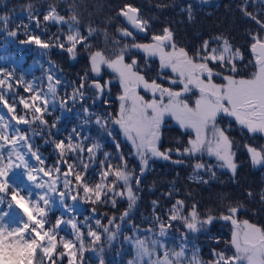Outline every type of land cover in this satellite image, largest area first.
Here are the masks:
<instances>
[{"label":"snow or ice","instance_id":"snow-or-ice-1","mask_svg":"<svg viewBox=\"0 0 264 264\" xmlns=\"http://www.w3.org/2000/svg\"><path fill=\"white\" fill-rule=\"evenodd\" d=\"M210 3L172 0L171 5L156 7H179L192 22L199 8ZM77 7L74 0H53L41 8L26 0L21 5L25 15L14 27L9 12L0 14V33L10 41L35 45L43 50L41 56L56 49L70 60H87V71L78 81L66 80L50 58L47 68L40 64L43 75L32 80L23 73L17 76L15 68H0V264H84L86 251L95 254L96 264H106L105 249L118 238L134 251L128 264H264V225L240 219L257 200L264 211V189L219 193L216 207L205 210L191 190L181 197L173 185L164 194L170 206L161 211L158 200L151 202L147 228L136 225L133 216L141 179L152 160L190 163L188 180L198 185L216 180L217 169L227 170L238 183L241 147L253 168H264V143L255 142L264 137V0L234 4L249 40L252 58L246 63L243 50L223 33L190 47L178 42L170 24L153 31L154 18L132 3L88 23ZM38 29L46 38L35 34ZM21 35L24 38L18 39ZM98 39L103 47L95 43ZM155 62L156 75L149 77L146 69ZM249 66L251 71L241 75ZM113 83L120 89L118 109L95 111L111 104ZM77 105L81 126L58 138L59 117H46ZM168 118L188 137L182 148L161 150ZM92 124L96 138L83 131ZM233 126L251 142L237 143L230 135ZM118 135L131 146L127 155ZM105 138L115 145V154L103 150ZM45 147L52 149V164ZM173 154L178 159H172ZM129 157L138 164L130 165ZM68 200L113 209L126 201V207L119 216L93 207L91 216L78 220ZM57 204L63 211L53 221L50 213ZM217 221L231 226V236L224 248L213 247L211 259L204 261L195 242Z\"/></svg>","mask_w":264,"mask_h":264},{"label":"trees","instance_id":"trees-1","mask_svg":"<svg viewBox=\"0 0 264 264\" xmlns=\"http://www.w3.org/2000/svg\"><path fill=\"white\" fill-rule=\"evenodd\" d=\"M26 0H0V14H4L6 11L9 12L14 17V22L18 23L20 19L25 15L24 10L21 8ZM37 8H41L48 3H52L53 0H33ZM132 3L135 6L141 8L143 15L146 17H153L154 28L153 31H159L161 26L171 25L173 30L177 34L178 42L190 47L197 46L204 37V34L209 33L208 31L201 33L202 30H209V27H214L213 32L216 34L223 33L225 36L229 37L230 31H237L235 19L232 16L224 14L220 17L217 14V21L214 25L211 24L214 19H205L199 16L201 13V8L196 12L195 19L192 22L187 20L186 14L182 13L179 7H167V8H157V4H172V0H74L75 5H77V11L81 15L84 23H88L89 19L99 22L109 15H114V10L117 6L123 3ZM187 0H176L177 4L186 3ZM68 3H73V0H68ZM14 9V11H12ZM63 12L64 9L62 8ZM222 12H232L231 6H224ZM42 19V17H41ZM25 23L28 21L25 19ZM207 24V25H206ZM233 24V25H232ZM55 31V28H52ZM110 31L114 33V27L110 28ZM37 35H41L42 38H46L45 34L39 29L36 31ZM21 35L18 39H23ZM150 38V37H149ZM200 39V40H199ZM142 42H147L146 39ZM95 43L98 46L103 47L102 39H98ZM43 50L38 49L35 45H25L22 46L18 42L10 41L6 38L4 33H0V68H7L12 70L15 68L17 76L21 73L24 74L25 79L32 80L39 78L43 75V70L40 64H43L45 68L48 67L49 58L58 65L59 69L62 70V76L68 81H78L79 76L87 71V60L86 57H78L77 60L73 61L67 58V54L53 49L49 55L41 56L40 53ZM151 69H146L148 76L154 73ZM108 76L106 75V79ZM119 85L113 83L112 94H111V104L105 109L98 107L95 111H111L115 112L117 110L118 101L116 96L118 94ZM71 92V89H68ZM27 96L29 94L22 93ZM63 91L61 95H63ZM7 110L5 109L4 112ZM80 113L79 106L72 108V111L61 112L59 109L52 115L46 118L49 121H55L59 117L57 123V128L59 129V137L63 139L66 135L71 132L73 127L79 128L82 124V120L78 115ZM169 125V124H168ZM171 126V125H170ZM23 127V126H21ZM55 131V130H53ZM84 134L91 135L96 138L99 134L97 132L96 126L85 125ZM230 135L233 139L239 143L243 144L245 142H251L248 140L246 134H242L235 127L232 128ZM259 137V136H258ZM122 146V151L127 155L131 146L123 140L121 136H117ZM188 137L176 126L171 128H166L164 130V136L161 143V150L167 149L169 147H183L186 144ZM179 141V143H177ZM37 143L42 144V140L37 139ZM102 143L104 144V151L111 152L115 154V145L112 143L110 138H105ZM264 143V137L256 139V144ZM44 155L48 157V163L52 164L54 161V154L50 147H45L43 149ZM237 163L240 167L237 170L238 183H233L231 180V173L227 170L217 169L216 180L211 181L208 185H198L190 183L188 176L190 175L192 169L190 163L184 165L173 164L171 161H164L161 159H155L150 162V169L147 171L141 179V189L138 193L140 199L137 203V207L134 210V223L139 225L141 229L147 228L149 226L148 217L152 215V201L158 200L160 202V210L162 211L167 206H170V201L164 195L173 185L179 189L181 197L184 196L189 190L194 193L195 199H197L203 209L215 208V201L217 195L222 192L232 193L237 195L245 189H251L253 192H259L264 189V168H253L247 159H240V154L245 151L243 148L238 151ZM172 159H178V157L173 154ZM207 162L209 158L204 157ZM211 163H215V160H211ZM130 165H137L138 162L129 157ZM68 205L75 206V213L78 220H82L85 216H91V209L96 207L99 213H107L109 216L115 214L117 216L125 209L126 201H121L116 209L111 208V206L101 207L99 205H92L86 203L83 200H78L73 202L71 200L67 201ZM260 203L257 201L249 205L250 211L246 215H242L240 219H248L253 223L264 225V211L261 209ZM63 209L57 204L56 208L50 213V219L55 220L61 215ZM253 211L256 212L253 215ZM106 222L107 217H103ZM63 227V226H62ZM230 225H225L222 221L214 222L209 228L208 234H202L195 243L200 247V256L204 261L211 259V249L213 247L222 249L225 247V241L230 239ZM70 231V229H68ZM124 231L126 234H130V228L125 225ZM61 235H65L64 232ZM208 236L216 237L220 240L219 244H216L215 240H211ZM104 258L106 264H128L129 260L134 258V251L128 244H122L121 238H118L111 248L105 249ZM84 264H96V256L91 251H86L84 256Z\"/></svg>","mask_w":264,"mask_h":264},{"label":"flooded vegetation","instance_id":"flooded-vegetation-1","mask_svg":"<svg viewBox=\"0 0 264 264\" xmlns=\"http://www.w3.org/2000/svg\"><path fill=\"white\" fill-rule=\"evenodd\" d=\"M238 2H239V0H212V3L200 7L201 8V13H200L199 16L202 18V20H205L207 18L208 19H214V21L211 22L212 25H214V22L216 20H218V18L214 17V16L217 17V14L220 17H222L224 14L232 16L235 19V23H233V24H236V28L235 29H237V31L236 30L235 31H230L229 32L230 33L229 34V38H230L231 42L234 45H236L237 47H240L243 50L244 55H245V63H246L252 57H251L250 52L248 51V44H249L248 37L245 35L243 26L240 25L239 21L237 20V17H238L239 14L234 9V4L238 3ZM226 5L227 6H229V5L231 6L232 12H222V8L224 6H226ZM214 27L210 26L209 30H205V29L202 30L201 33H204L206 31L209 32V33L204 34V37H202V39H206L209 36L216 35V33L213 32ZM157 64H158V62L153 63L152 70L154 71V73L151 75V77H153V78L156 75ZM249 71H251V66H249V68L247 70H242L240 74L241 75H247ZM173 126H176V125L173 124V122L170 120V118H168V123H167L165 129L166 128H171ZM176 127H178V126H176ZM233 127H235V126H233ZM235 129L238 130L237 127H235Z\"/></svg>","mask_w":264,"mask_h":264},{"label":"rangeland","instance_id":"rangeland-1","mask_svg":"<svg viewBox=\"0 0 264 264\" xmlns=\"http://www.w3.org/2000/svg\"><path fill=\"white\" fill-rule=\"evenodd\" d=\"M217 21V20H216ZM105 79H106V76H105ZM119 91H120V89L119 90H117V92L119 93ZM119 103V102H118ZM118 106V105H117ZM117 109H118V107H117ZM173 124H174V122H173ZM261 137H257V139H260ZM256 142V141H255ZM241 149H242V147H241ZM239 154V152L237 153V155ZM243 159H247V156H246V153L244 152V153H241L240 154V159H238V160H243ZM240 165V164H239Z\"/></svg>","mask_w":264,"mask_h":264},{"label":"water","instance_id":"water-1","mask_svg":"<svg viewBox=\"0 0 264 264\" xmlns=\"http://www.w3.org/2000/svg\"><path fill=\"white\" fill-rule=\"evenodd\" d=\"M144 34H140V37H143Z\"/></svg>","mask_w":264,"mask_h":264}]
</instances>
